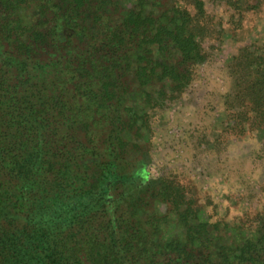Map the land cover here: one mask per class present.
Returning <instances> with one entry per match:
<instances>
[{"label":"trees","instance_id":"1","mask_svg":"<svg viewBox=\"0 0 264 264\" xmlns=\"http://www.w3.org/2000/svg\"><path fill=\"white\" fill-rule=\"evenodd\" d=\"M179 108L187 157L149 179ZM261 152L264 0H0V264H264L259 190H200Z\"/></svg>","mask_w":264,"mask_h":264},{"label":"rangeland","instance_id":"2","mask_svg":"<svg viewBox=\"0 0 264 264\" xmlns=\"http://www.w3.org/2000/svg\"><path fill=\"white\" fill-rule=\"evenodd\" d=\"M232 51L231 45H224L215 54L227 58ZM210 77L213 82L223 86L221 78L216 76ZM188 115V109L179 108L178 111H167L164 115L158 116L153 122L154 135L151 163L147 167L149 179L156 177L159 173V168L162 166L178 164L187 157V152L182 143L183 134L181 131L187 125ZM254 141L253 138H247L242 141V145H251ZM257 155L260 159H256L254 162H252V159L247 161V167L244 172L237 174V176L231 173L225 177L208 176L204 179L200 190L204 194L205 191H210L208 193L212 195L213 201L216 204V212L224 214L229 210L235 213L238 210L240 211L239 206H246V202L244 201V189L246 188L244 187L247 183H251L259 190L258 196L260 201L264 202V153L261 152ZM244 176L246 179H243ZM156 210L158 212L164 211L165 205H157Z\"/></svg>","mask_w":264,"mask_h":264}]
</instances>
